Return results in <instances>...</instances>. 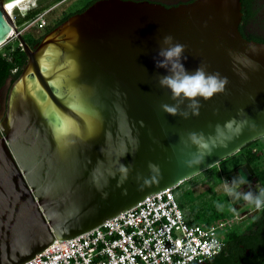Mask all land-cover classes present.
Returning a JSON list of instances; mask_svg holds the SVG:
<instances>
[{
    "label": "water",
    "instance_id": "1",
    "mask_svg": "<svg viewBox=\"0 0 264 264\" xmlns=\"http://www.w3.org/2000/svg\"><path fill=\"white\" fill-rule=\"evenodd\" d=\"M17 1L0 0V46L13 35L25 58L0 88V264H25L264 137V43L240 35L239 0H96L33 47L6 10ZM167 35L186 46L187 71L203 64L228 78L224 93L197 98L198 116L188 101L187 119L161 109L176 103L155 66ZM231 118L249 121L242 134L185 166L187 134L212 135ZM243 163L224 161L219 173Z\"/></svg>",
    "mask_w": 264,
    "mask_h": 264
},
{
    "label": "built area",
    "instance_id": "2",
    "mask_svg": "<svg viewBox=\"0 0 264 264\" xmlns=\"http://www.w3.org/2000/svg\"><path fill=\"white\" fill-rule=\"evenodd\" d=\"M42 16L34 18L39 29ZM172 190L145 198L89 232L54 241L25 264L204 263L223 249V224H189Z\"/></svg>",
    "mask_w": 264,
    "mask_h": 264
},
{
    "label": "clouds",
    "instance_id": "3",
    "mask_svg": "<svg viewBox=\"0 0 264 264\" xmlns=\"http://www.w3.org/2000/svg\"><path fill=\"white\" fill-rule=\"evenodd\" d=\"M162 47L158 52V59H155L157 68L165 69L169 74L158 77V83L161 88H166L171 93V98L176 101L175 104H162L161 109L172 116L179 115L184 119L189 117V111H181V105L188 101L187 108L191 110V114L198 116L200 114L201 104L198 97L203 101L211 99L217 93H224L229 83L226 76H221L219 72L209 73L206 65L198 66L193 72L185 69L182 59L186 60L183 54L186 46L173 42L171 35L164 36ZM241 112L243 110H240ZM247 119L237 120L231 118L223 125L216 124L214 134L205 135L203 132H190L187 134V145L195 151H190L188 158L184 161L185 166L192 167L201 164L206 157L213 154L218 147H227V142L235 136L242 134L244 128L248 126ZM183 142V141H182ZM149 169L153 175L151 180L159 177V167L149 164ZM150 181L146 180L145 183ZM247 183L242 176L234 177L230 182L223 183L225 194L233 199L242 198L247 204L253 205L256 209L264 207V188H260L258 192L248 191L241 192V185ZM223 203H217L216 208L219 211L224 210ZM234 211V209H233Z\"/></svg>",
    "mask_w": 264,
    "mask_h": 264
},
{
    "label": "flooded vegetation",
    "instance_id": "4",
    "mask_svg": "<svg viewBox=\"0 0 264 264\" xmlns=\"http://www.w3.org/2000/svg\"><path fill=\"white\" fill-rule=\"evenodd\" d=\"M129 1H146L168 8L178 4H186L193 0ZM249 1L250 10L253 12V15L243 22H241L240 19V35L245 39L253 38L260 43H264L263 37H259L247 31L257 14V12H255V0ZM244 147H246V145ZM244 147L234 155L220 162L222 163L237 156L243 158L244 163L237 166L229 174L221 175L219 173L218 165L220 163L211 167L214 168V179L221 182V188L215 190L206 188V190H210V196L216 200L215 203H218L220 199L221 203L225 205L221 213L227 216V220H222L221 222L223 224L222 230L224 233L222 251L219 252L220 254L218 253L219 255L216 258H211L212 260L209 259L210 261L202 264H264V207L256 209L253 205L247 204L242 198L233 199L227 196L223 190V183L225 181L230 182L236 176H242L247 181V183L240 186L239 191L241 192H258L260 188H264V153L257 148H252L251 151L248 152Z\"/></svg>",
    "mask_w": 264,
    "mask_h": 264
},
{
    "label": "rangeland",
    "instance_id": "5",
    "mask_svg": "<svg viewBox=\"0 0 264 264\" xmlns=\"http://www.w3.org/2000/svg\"><path fill=\"white\" fill-rule=\"evenodd\" d=\"M86 0H26L15 6L9 15L13 22H16L15 27L22 37L37 38L41 34L42 28L54 22L59 16L73 11L80 7ZM255 15L252 20L248 32L264 38V0H255ZM42 9L43 27L39 29L38 23H34V17L31 20H22L27 11L34 8ZM18 43L13 35L0 46V56L8 57ZM2 108L0 110V115ZM252 148L260 149L264 153V137L258 138L244 147L247 151ZM213 169L206 170L190 178L187 181L180 183L174 187L172 194L179 209L184 215L185 221L189 224H207L217 225L222 220H227V216L217 210L215 199L212 198L209 189L221 188V182L214 179ZM219 203L221 200L219 199ZM219 236L224 237L223 230L219 232Z\"/></svg>",
    "mask_w": 264,
    "mask_h": 264
},
{
    "label": "trees",
    "instance_id": "6",
    "mask_svg": "<svg viewBox=\"0 0 264 264\" xmlns=\"http://www.w3.org/2000/svg\"><path fill=\"white\" fill-rule=\"evenodd\" d=\"M94 1H96V0H86L77 9H75L73 11H69L67 13H64L63 15L59 16L54 22L45 25L41 30V34L35 39H33L32 37H22L21 36L23 41L28 46L33 47L34 45L37 44V42L41 39V37L45 33L50 31L51 29H53L55 26H57L59 23L64 21L70 15L80 13L86 7H88L90 4H92ZM239 1H240V7H241V9H240L241 22H243L244 20L250 18L253 15V12H251V10H250V1L249 0H239ZM42 12H43L42 9H39L36 7L30 11H27V13L25 14V16L23 17L22 20H26V21L31 20L33 17L35 18L38 14H40ZM13 23H14V25H16L15 21ZM240 26L241 25L238 26L239 33H241L240 32V30H241ZM246 40L260 43V42H258V40L253 39V38L252 39L248 38ZM24 61H25V58H24L22 52L20 51L19 46H17L16 49H14L10 54H8V57L0 56V88L7 79L13 80L18 75L21 67L24 64ZM219 254L215 255L212 258L213 259L216 258ZM207 261H210V260H207ZM207 261H205V262H207Z\"/></svg>",
    "mask_w": 264,
    "mask_h": 264
},
{
    "label": "bare ground",
    "instance_id": "7",
    "mask_svg": "<svg viewBox=\"0 0 264 264\" xmlns=\"http://www.w3.org/2000/svg\"><path fill=\"white\" fill-rule=\"evenodd\" d=\"M24 1H26V0H19V1H17V2H14V3H12V4H9V5H7L6 6V10H7V12L9 13L15 6H17L18 4H21L22 2H24Z\"/></svg>",
    "mask_w": 264,
    "mask_h": 264
}]
</instances>
